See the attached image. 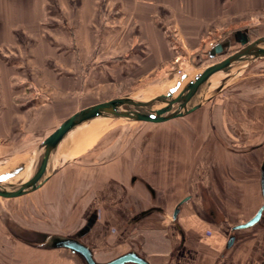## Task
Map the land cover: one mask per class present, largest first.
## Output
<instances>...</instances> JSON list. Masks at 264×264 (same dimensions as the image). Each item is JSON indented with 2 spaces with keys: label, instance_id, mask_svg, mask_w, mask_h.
I'll return each mask as SVG.
<instances>
[{
  "label": "crops",
  "instance_id": "0c3cea01",
  "mask_svg": "<svg viewBox=\"0 0 264 264\" xmlns=\"http://www.w3.org/2000/svg\"><path fill=\"white\" fill-rule=\"evenodd\" d=\"M246 15L263 26L264 0H0L2 121L17 113L14 102L33 108L48 103L40 93L36 104H27L32 98L23 96L24 85L33 78L19 72L28 64L7 55L19 51L25 38L35 37L31 51L73 45L95 53L104 51L101 37H122L125 51L147 54L118 68L181 67L198 45L209 56L217 44L221 52L242 45L249 39L247 25L228 35L225 29ZM37 65L44 83L66 85L67 77H76L72 71L62 75L65 68L46 58ZM16 93L20 102L13 100ZM212 97L138 136L104 139L106 131L96 135L93 123L78 129L60 151L66 161L56 167L50 162L52 173L39 187L0 206V255H9L0 256V264H85L68 248L42 243L45 236L69 237L86 225L79 241L97 261L133 250L149 264H264V218L234 228L263 202L264 77H242L219 99ZM50 110H40L36 123ZM14 145L0 143V157Z\"/></svg>",
  "mask_w": 264,
  "mask_h": 264
},
{
  "label": "rangeland",
  "instance_id": "374dc122",
  "mask_svg": "<svg viewBox=\"0 0 264 264\" xmlns=\"http://www.w3.org/2000/svg\"><path fill=\"white\" fill-rule=\"evenodd\" d=\"M258 15L261 16V14ZM256 21L257 17L254 16L251 18L246 15L243 19H238L230 24H227V28L225 27V30H227L225 34L228 35L229 32L236 27L247 25L249 40L264 36V25L256 27ZM227 35H223L222 38H226ZM20 38L23 39L24 37ZM34 38L35 37L25 38V45L23 47L19 46L21 47L19 51H10L7 55L14 61L18 59L22 60V62L26 63V65L28 64L26 69H20L19 72L22 75H25L24 72H29V75L33 78V84L28 83V86L27 84L24 85L25 94L23 93V96L27 95V100H29L30 97L32 98L31 101L27 102V104L34 102L36 104L38 99L42 98L40 93H46L48 103L46 104V107L36 106L38 108H33L35 106L31 105L29 107L26 103L17 105L14 102L13 106L18 107L17 113H14L15 111L12 110L11 114L4 117V121H2L3 114L1 111L2 108L6 106L2 104V87L0 85V130L2 131L0 133V143L5 145L15 144L13 148L9 146V149L7 150L8 155L0 157V169H6L12 164L14 165L18 162L26 160L28 156L31 155L36 143L71 112L85 105L107 100L116 96H130L136 98V100L149 98L156 93L166 90L173 84L175 79L182 72H188L190 75L199 67L218 61L242 46L238 43L232 44L231 46L224 48L222 52L214 53V55L209 56L207 51H201L203 46L198 45V49L192 51L189 56L184 59L185 63H183L181 67H175L174 64L168 62L146 70L145 68H131L126 66L118 68L115 66L123 64L122 62H124L123 60L125 59H128L130 62L140 63V56L144 58L147 54L146 51H144L146 54L142 55H140V52L133 53L127 50L125 51L123 49V45L120 44L122 42L120 41L122 37H118L119 40L117 37H101L100 39L104 43L102 47L104 48V51H98L95 53L92 51H76L73 45L68 47L66 50H58L56 52L31 51V43H33ZM55 38L58 39V37H51L53 40H55ZM201 38L204 39L205 37ZM207 38L208 37H206L205 40H207ZM111 42H115L119 45L114 47V43L111 44ZM55 43H58V41L56 40ZM44 58H46L52 65H60L61 68H65L63 69L62 75L64 72H66L67 75H72V71L75 72L76 77L72 78L66 76V82L68 83L66 85L51 84L52 80L50 83H44L41 79V68L37 65L38 60ZM180 62L181 60L178 63ZM68 64H73V67H69ZM50 70L52 73L53 71L54 73L57 72L54 68H50ZM46 75L47 74L45 73V76ZM224 76L225 75L218 76L207 82H213L212 89H208L205 93H202L200 97L212 94L215 91V88L218 87L226 78H224ZM245 76L264 77V57L255 59L239 68L226 82L222 90L213 95L212 99L214 97L219 99L223 93L240 83V79ZM36 96L39 97L37 98ZM13 97H15L13 100L16 102H20L22 99L21 94L17 93L15 95L13 94ZM213 102L214 101H211V103ZM49 105L51 106V112H49L48 115H45L43 120H39V122L37 121L36 123V115L40 110L43 111V109L47 108ZM27 106L29 108H27ZM24 107L27 108V115H24V110H21ZM91 123H93L92 126L97 129L96 135L106 131L107 136H105L104 139H107L106 137H108V135L112 136V138L113 136L117 138L124 135L128 137L130 134L138 136L139 133L151 130V127L158 124L144 121L97 118L91 120L89 123L84 125V127L89 124L91 125ZM80 127L75 130H78ZM74 134H72L68 139H70ZM65 154L66 152L62 153V158H56V162H54L55 167L66 161V159L63 158L65 157ZM5 201L6 199L0 198V206L4 207L3 203H6L5 205L11 203ZM4 209L5 208H2V217L3 221L6 222L9 221L10 214ZM263 215L264 212L262 214V218H264ZM0 256L2 258L5 256L6 260L9 257L7 254Z\"/></svg>",
  "mask_w": 264,
  "mask_h": 264
},
{
  "label": "water",
  "instance_id": "95a60500",
  "mask_svg": "<svg viewBox=\"0 0 264 264\" xmlns=\"http://www.w3.org/2000/svg\"><path fill=\"white\" fill-rule=\"evenodd\" d=\"M221 50V45L217 44L215 52L218 53ZM262 57H264V36L253 40L246 39L240 48L220 60L203 65L192 73L190 72V75L188 72H182L166 90L146 99L135 100L131 109L127 112L123 110V104L127 96L112 97L85 105L71 112L36 143L31 155L26 160L12 164L2 170L3 172L0 173V198L18 197L39 187L52 173L50 162L60 140L81 125L97 118L159 123L183 116L221 91L239 68ZM221 75H225L224 78H226L215 88L212 94L200 97L201 93L191 98V95L200 86ZM162 100L164 104L159 106ZM260 187L263 198L262 204L251 218L244 223L235 225L234 228L251 226L262 217L264 211V161L261 166ZM179 204L173 210V218H176ZM88 227L89 225H86L79 230L76 233L77 236L82 235ZM233 239L234 236L230 235L227 246L232 243ZM52 246L70 249L80 255L85 264H149L133 250L126 251L106 261H97L94 259L89 247L72 237L59 238Z\"/></svg>",
  "mask_w": 264,
  "mask_h": 264
},
{
  "label": "bare ground",
  "instance_id": "6f19581e",
  "mask_svg": "<svg viewBox=\"0 0 264 264\" xmlns=\"http://www.w3.org/2000/svg\"><path fill=\"white\" fill-rule=\"evenodd\" d=\"M236 76V75H235ZM212 83L213 82H210V83H206V84H204V85H202V86H200V88H198V90H196V92L195 93H193L192 95H191V98H193V97H195L197 94H201V93H205L208 89H212ZM136 100V98H133V97H130V96H127V98H126V100H125V102H124V104H123V110L124 111H129L130 109H131V107H132V103L134 102ZM164 104V101L162 100L160 103H159V106H162ZM90 122V121H89ZM89 122H87V123H89ZM87 123H85V124H83L81 127H83L84 125H86ZM80 127V128H81ZM79 128V129H80ZM77 130H75L73 133L71 132L70 134H68V135H66L65 137H63L61 140H60V142H59V144H58V146H57V148L55 149V152H54V154H53V157H52V159H51V162L53 161V160H56V158H59L60 157V151H61V149H62V146L64 145V143L68 140V138L72 135V134H74L75 132H76ZM72 138V137H71ZM70 138V139H71ZM70 139H69V141H70ZM66 148V147H65ZM65 150V149H64ZM1 170H4V169H0V173L1 172H3V171H1Z\"/></svg>",
  "mask_w": 264,
  "mask_h": 264
},
{
  "label": "flooded vegetation",
  "instance_id": "af4514ba",
  "mask_svg": "<svg viewBox=\"0 0 264 264\" xmlns=\"http://www.w3.org/2000/svg\"><path fill=\"white\" fill-rule=\"evenodd\" d=\"M69 237H72V238H75V239H78L79 240V236H77L76 233H74L73 235L69 236ZM40 237H37L36 238V241L39 239ZM59 238H62V237H58V236H45L44 237V241L42 244H47V245H52L56 240H58ZM38 243H39V240H38Z\"/></svg>",
  "mask_w": 264,
  "mask_h": 264
}]
</instances>
